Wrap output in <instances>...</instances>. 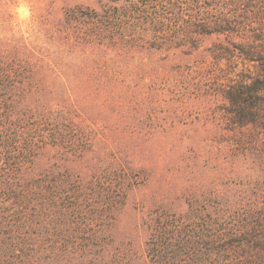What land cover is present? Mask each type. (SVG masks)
Here are the masks:
<instances>
[{
  "label": "trees",
  "instance_id": "1",
  "mask_svg": "<svg viewBox=\"0 0 264 264\" xmlns=\"http://www.w3.org/2000/svg\"><path fill=\"white\" fill-rule=\"evenodd\" d=\"M254 52L264 0H0V264H264Z\"/></svg>",
  "mask_w": 264,
  "mask_h": 264
},
{
  "label": "rangeland",
  "instance_id": "2",
  "mask_svg": "<svg viewBox=\"0 0 264 264\" xmlns=\"http://www.w3.org/2000/svg\"><path fill=\"white\" fill-rule=\"evenodd\" d=\"M15 12L17 13V17L20 20H26L31 15L30 7L28 6V4H26L24 2H21L18 5V7L15 9ZM254 53L259 54L261 56H264V52H254ZM240 63H241V61H240ZM252 66H254L252 71L255 72L254 74L258 75L259 71H257V69H260V63L259 62L252 63ZM239 69H242V65L241 64L239 65Z\"/></svg>",
  "mask_w": 264,
  "mask_h": 264
}]
</instances>
